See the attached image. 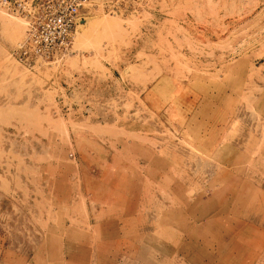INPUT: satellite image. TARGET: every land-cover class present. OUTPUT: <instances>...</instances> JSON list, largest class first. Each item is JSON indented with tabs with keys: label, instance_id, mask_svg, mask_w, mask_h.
<instances>
[{
	"label": "rangeland",
	"instance_id": "374dc122",
	"mask_svg": "<svg viewBox=\"0 0 264 264\" xmlns=\"http://www.w3.org/2000/svg\"><path fill=\"white\" fill-rule=\"evenodd\" d=\"M0 8V264H264V0L91 11L23 62Z\"/></svg>",
	"mask_w": 264,
	"mask_h": 264
},
{
	"label": "built area",
	"instance_id": "2783aa9c",
	"mask_svg": "<svg viewBox=\"0 0 264 264\" xmlns=\"http://www.w3.org/2000/svg\"><path fill=\"white\" fill-rule=\"evenodd\" d=\"M136 0H0V8L26 20L25 38L16 52L23 62L59 59L69 49L91 11L119 13Z\"/></svg>",
	"mask_w": 264,
	"mask_h": 264
},
{
	"label": "bare ground",
	"instance_id": "6f19581e",
	"mask_svg": "<svg viewBox=\"0 0 264 264\" xmlns=\"http://www.w3.org/2000/svg\"><path fill=\"white\" fill-rule=\"evenodd\" d=\"M9 15H10V14H9ZM24 21H25V20H24ZM25 23H26V21H25ZM83 23H85V21H84V22H82V24H83Z\"/></svg>",
	"mask_w": 264,
	"mask_h": 264
}]
</instances>
